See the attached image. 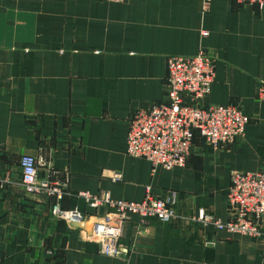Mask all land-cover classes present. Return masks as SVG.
Listing matches in <instances>:
<instances>
[{
    "label": "crops",
    "instance_id": "0c3cea01",
    "mask_svg": "<svg viewBox=\"0 0 264 264\" xmlns=\"http://www.w3.org/2000/svg\"><path fill=\"white\" fill-rule=\"evenodd\" d=\"M202 33H206L203 36ZM200 50L215 76L199 106H237L242 138L213 151L195 137L184 168L151 172L126 154L130 117L159 103L167 59ZM264 5L236 0H0V264H264V239L132 216L105 257L88 240L108 211L79 193L140 202L176 193L175 210L228 218L233 172H264ZM40 178L65 183L60 206L84 217L75 229L28 195L19 159ZM113 173L121 181L113 183ZM206 243H213L207 245Z\"/></svg>",
    "mask_w": 264,
    "mask_h": 264
},
{
    "label": "built area",
    "instance_id": "2783aa9c",
    "mask_svg": "<svg viewBox=\"0 0 264 264\" xmlns=\"http://www.w3.org/2000/svg\"><path fill=\"white\" fill-rule=\"evenodd\" d=\"M123 2L125 0H107ZM208 0H202L205 7ZM239 3L264 5V0H236ZM206 36V33H202ZM166 93L163 99L147 108H140L130 117L126 138V154L150 163L151 172L184 168L195 137L200 138L213 151L233 144L244 135L249 122L237 106H199L214 81V58L200 50L191 57L173 56L167 59ZM256 98L264 101V84L256 89ZM26 194L51 200V215L69 226L83 223L84 217L77 210H63L61 201L67 196L66 184L50 178H40L37 161L23 155L19 159ZM120 173H113V183L121 181ZM6 183L0 179V188ZM150 188L140 202L112 199L107 194L77 196L95 210L108 211L94 224L88 240L95 243L105 257L119 258L127 251L120 245L124 225L132 216L155 219L161 223L181 222L212 227L216 231L264 239V172H233L226 194L228 218L220 221L203 210L185 216L176 212V193L165 198L153 197ZM212 245L213 243H206Z\"/></svg>",
    "mask_w": 264,
    "mask_h": 264
},
{
    "label": "water",
    "instance_id": "95a60500",
    "mask_svg": "<svg viewBox=\"0 0 264 264\" xmlns=\"http://www.w3.org/2000/svg\"><path fill=\"white\" fill-rule=\"evenodd\" d=\"M71 227L75 228V229H83L84 225L82 223L77 224V223H72Z\"/></svg>",
    "mask_w": 264,
    "mask_h": 264
}]
</instances>
